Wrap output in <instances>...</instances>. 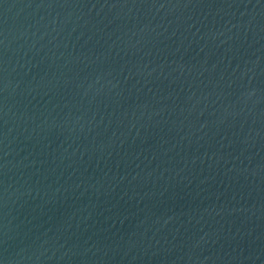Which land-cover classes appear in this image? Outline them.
Instances as JSON below:
<instances>
[{
    "label": "water",
    "instance_id": "water-1",
    "mask_svg": "<svg viewBox=\"0 0 264 264\" xmlns=\"http://www.w3.org/2000/svg\"><path fill=\"white\" fill-rule=\"evenodd\" d=\"M0 264H264V0H0Z\"/></svg>",
    "mask_w": 264,
    "mask_h": 264
}]
</instances>
